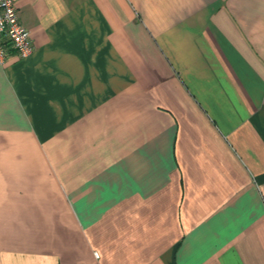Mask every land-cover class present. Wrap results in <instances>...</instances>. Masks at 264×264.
I'll list each match as a JSON object with an SVG mask.
<instances>
[{"label": "crops", "instance_id": "1", "mask_svg": "<svg viewBox=\"0 0 264 264\" xmlns=\"http://www.w3.org/2000/svg\"><path fill=\"white\" fill-rule=\"evenodd\" d=\"M16 5L0 264H264V0Z\"/></svg>", "mask_w": 264, "mask_h": 264}, {"label": "built area", "instance_id": "2", "mask_svg": "<svg viewBox=\"0 0 264 264\" xmlns=\"http://www.w3.org/2000/svg\"><path fill=\"white\" fill-rule=\"evenodd\" d=\"M33 48L30 31L19 19L16 0H0V65L12 54L29 56Z\"/></svg>", "mask_w": 264, "mask_h": 264}]
</instances>
